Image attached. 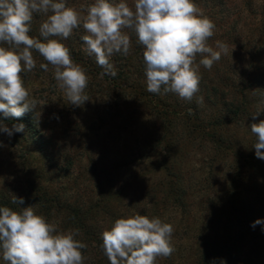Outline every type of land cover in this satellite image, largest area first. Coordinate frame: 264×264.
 Here are the masks:
<instances>
[{
    "label": "trees",
    "instance_id": "1",
    "mask_svg": "<svg viewBox=\"0 0 264 264\" xmlns=\"http://www.w3.org/2000/svg\"><path fill=\"white\" fill-rule=\"evenodd\" d=\"M195 3L215 24L214 35L209 39V45L215 49L216 42L220 41L228 45V53L222 54L220 60L214 62L210 70L199 65V91L195 94L197 98L193 97L191 101L181 99L175 93L164 94L163 89L161 94L147 91L144 47L138 43V37L131 29L124 30L131 41L129 54L125 56L117 53L110 57V62L117 73L115 77L105 74V70L96 63L95 56L88 54L86 45L81 40L86 34L82 28L74 30L66 40L60 37L50 38L61 39V42L69 48L73 62L81 66L91 79L90 85L85 90V94L90 99L98 101L100 93L108 92L111 101L108 113L105 117H98L97 121L101 126H105L108 118L110 123L108 135L112 136V139L121 141L123 133L135 134L145 115L154 119L157 124L154 132L144 133V141L137 142L141 147L140 150L148 151L141 160L147 159L150 164L149 170L163 171L165 178L146 191L145 200L155 201L152 207L145 206L144 211H141L144 198H138L128 204V208L135 211L134 215L158 217L163 221L158 208L161 202L164 208L180 209L183 214L190 208L186 202V198L190 195L183 189V175L179 164L182 154L195 141L212 143L214 152L219 156L233 157L236 175L231 181L228 201L212 205L215 210L212 209L211 222L202 225L197 236L189 238L187 243L192 252L189 260L186 263L182 262L183 254L179 251L184 250L178 249V255L174 251L170 257L165 258V264H213V261L215 264L222 262L223 264H264V224L252 227L256 220H264V191L260 189L259 182H256L254 187L249 189L250 191L244 187L250 170H256L258 165H264V159L257 158L256 153L239 149L235 144L234 135L231 134L232 128L247 125L246 122L251 120L255 121L256 118L252 116L258 111L259 105H264V0H239L236 4L231 0H195ZM207 9H211L209 13ZM46 19L43 14H34L31 36L43 39L40 37L39 29ZM228 19H233V22L230 24ZM231 47L240 52L241 58L244 60L246 58L245 69L248 75L239 78L238 82L233 81L221 67L224 63V66L229 64L231 56L235 54ZM33 56L43 58L35 51ZM200 59L202 57L197 55L196 64H199ZM21 75L25 82L30 72ZM99 81L104 87L99 86ZM201 97L203 100L198 103ZM201 104L205 105L208 111L204 112ZM33 113V111L26 112L18 118H4L1 114L0 120L13 125L23 124L22 140L29 142L39 135L40 145L43 146L40 147L41 150L47 148L46 152H49L48 149L53 148V144L46 132H41V128L34 130L38 125L33 121H26L27 115ZM77 127L84 132L79 131L80 135L76 136L85 139L89 130L82 126ZM35 142L36 140L33 143ZM18 143L17 141L12 144L11 148L20 147ZM33 154L32 150H27L26 153L22 152L21 156L15 158V166L19 172L29 174L26 171L28 166L35 169L30 170L32 180L27 181L29 187L26 190H21L19 193L16 191L17 188L12 190L13 196L24 198V204H12L13 196L0 193V207L6 206L20 211L24 207L33 206L36 214L44 216L58 230L78 231L76 239L87 245L82 250L85 257L84 264H110L102 248L104 231L100 224L109 220L107 227L109 230L116 219L122 218L119 209L121 204H124L122 200L125 187L116 188L114 185L107 189L103 187L101 174L98 173V162L88 158V163L93 169L91 181L96 183L94 187L98 198L94 200L88 197L85 200L87 196L76 193L70 200H65L63 195L72 191L64 187L57 192L54 185L61 177L72 178L75 158L67 154L55 159L46 156L47 163L38 164ZM60 160L65 162L63 168L58 165ZM45 172L56 177L53 178L54 180L44 178ZM59 173L62 174L61 177L58 176ZM18 184L15 182V187ZM242 192H251L250 200H244ZM159 199H162L161 202ZM225 217L228 220L235 218L237 223L235 233L229 232L230 223L223 221ZM155 264H160L158 259Z\"/></svg>",
    "mask_w": 264,
    "mask_h": 264
},
{
    "label": "clouds",
    "instance_id": "2",
    "mask_svg": "<svg viewBox=\"0 0 264 264\" xmlns=\"http://www.w3.org/2000/svg\"><path fill=\"white\" fill-rule=\"evenodd\" d=\"M82 12L84 13L82 15ZM34 14L47 17L39 29L40 37L30 35ZM86 33L81 40L88 54L105 74L117 75L110 57L128 55L131 47L125 29H131L144 47L147 91L154 94L175 93L191 101L199 91V65L211 69L228 45L208 41L214 35V22L204 15L195 0H94L77 10L67 0H0V113L3 117H21L37 110L39 101L30 96L22 73L36 68L33 51L47 63L40 68H54L57 86L71 105L81 106L89 100L85 94L88 76L74 63L68 47L60 37L68 39L74 30ZM6 45V46H5ZM200 55L199 64L196 57ZM201 97L198 103L202 102ZM261 112L252 117L255 118ZM24 125L8 128L0 120V132L11 137L22 132ZM255 136L256 157L264 159V120L250 125ZM3 144L0 142V147ZM24 204L23 197L11 200ZM264 224L256 220L252 227ZM174 228L160 218L134 215L118 218L102 233V248L110 264H155L157 257H170L175 248L171 243ZM78 231H60L33 206L15 211L0 207V257L5 264H84L82 250L87 245L76 239ZM215 264V261H213ZM223 264V262H222Z\"/></svg>",
    "mask_w": 264,
    "mask_h": 264
},
{
    "label": "rangeland",
    "instance_id": "3",
    "mask_svg": "<svg viewBox=\"0 0 264 264\" xmlns=\"http://www.w3.org/2000/svg\"><path fill=\"white\" fill-rule=\"evenodd\" d=\"M70 1L67 2V6L76 8L78 11L94 3V0ZM231 1L235 4L239 2V0ZM116 2H119V0H116ZM125 2L130 7L131 5L133 6V0H125ZM207 10L209 13L211 9ZM228 20H230V24L233 22V19ZM231 48H233L232 50H234L235 54L231 56L229 64L224 66V63L221 67L233 81L238 82L239 78L248 75L245 69L246 58L244 60L240 57L241 54L236 48ZM34 59L36 60V68L30 72L29 77L24 83L30 92V96L36 98L40 103L36 112L33 111L32 115H27L26 121H33L34 124L38 125L34 130L41 128V132L45 131L53 144V148L50 147L48 149L50 150L49 152H46L47 148L41 150L40 147L43 148V146L40 145L39 135L36 136V142L33 143L35 140L29 142L22 140L23 132H15L11 137L7 133L0 132V142L3 144L0 147V193H8V196L11 197L14 194V188H17L16 191L19 193V191L26 190L29 187L27 181L32 180L30 170L35 169L28 166L26 167V171L29 174L19 172L15 166V158L21 156L22 152L26 153L27 150H32L34 152L33 158L38 164L47 163L46 156L55 159L67 154L75 158V166L71 172L72 178L61 177L62 174L60 175L59 173L58 176L61 179L54 185V189L57 192H60L64 187L71 190V193L70 191L66 194L63 193L65 200H70L76 193H80V196H87L85 200L88 197L95 200L98 198L94 187L96 183L91 181L93 179V169L88 163V158H92L98 162V173L101 174L103 187L106 189L111 185H114L116 188L119 186L125 187L124 198L122 200L124 204H121L119 209L120 217L134 215L135 211L128 208V204L136 199L138 200V198H144L145 200L147 189L154 187L156 182L165 178L163 171L152 172L149 170L148 165L150 164L147 159L143 158L141 160V157L145 156L148 151L145 149L140 150L141 147L138 144V142L144 141V133L154 132L157 126L156 122L144 114L145 116L141 120L139 130L135 134L128 135L127 133H123L121 141L112 139V136L108 135L110 132L108 118H106L107 124L105 126H101L97 121L98 117H105V114L108 113V106L111 103L108 92L101 91L102 93L99 94L98 101H94V99L88 97L89 100L84 105H71L64 92L57 86V81L54 79V68L49 64L48 71H44L40 68V64L47 63V61L39 56H34ZM90 81L91 79L88 77V85H90ZM98 83L99 86L104 85L101 81ZM195 96L194 98H197ZM201 109L204 112L208 111V108L203 104H201ZM258 112L261 113L255 117L256 119L254 118L255 121L251 120L246 122L247 125L243 124L231 129V134L234 135L235 144L239 149L242 148L245 151L256 153V149L253 146L256 138L251 133L250 125L264 120V105L258 106L256 113ZM3 123L8 128L13 127L11 123ZM77 126H82L89 130L85 139L76 136L82 130ZM17 141L20 147L12 149V144ZM261 151H264V149ZM182 155L183 157L179 164L182 169L181 174L183 175L182 186L187 194L190 195L186 198V202L190 205V208L186 212L184 211V214L180 209L164 208L161 202L162 199H159L161 203L158 208L162 214L163 222L173 226L174 232L171 243L177 255L178 249L184 250L179 251V253L183 254L181 255L183 256L182 262L186 263L192 255L187 243L189 238L197 236L199 228L205 223L211 222L213 218L212 209H214L212 205L215 206L228 201L229 193L231 192V181L235 178L236 169L234 168L233 157L219 156L214 152L212 143L209 142L195 141L187 147L185 153ZM58 165L63 168L65 162L60 160L58 161ZM45 173L44 178L54 180L53 178L56 177L49 175L47 172ZM78 176L80 178H77ZM15 182L19 183L17 187L14 185ZM256 182H259L261 185L260 189L264 191L263 164L258 165L256 170H250L244 186L245 189L247 188L250 191L249 189L253 188ZM40 183L42 184V182ZM251 196V192H242V198L246 201L250 200ZM144 200L142 201L143 207L141 211L145 206L152 207L155 202L151 199ZM223 221L230 223V231L228 230L230 233L236 232L237 223L235 218L232 217L228 220L225 217ZM100 225L103 231L107 230L109 220L107 222L103 221ZM157 259L160 264H165L164 257H157ZM0 264H5L2 257H0Z\"/></svg>",
    "mask_w": 264,
    "mask_h": 264
}]
</instances>
